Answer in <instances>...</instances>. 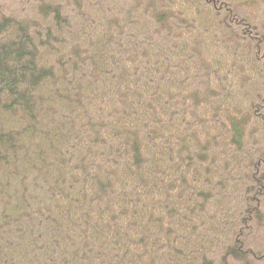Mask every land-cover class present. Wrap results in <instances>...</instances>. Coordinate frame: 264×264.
<instances>
[{"label": "trees", "instance_id": "trees-1", "mask_svg": "<svg viewBox=\"0 0 264 264\" xmlns=\"http://www.w3.org/2000/svg\"><path fill=\"white\" fill-rule=\"evenodd\" d=\"M0 264H264V0H0Z\"/></svg>", "mask_w": 264, "mask_h": 264}]
</instances>
